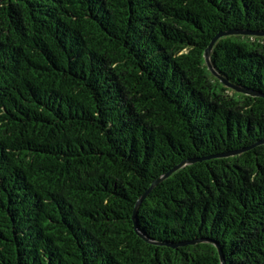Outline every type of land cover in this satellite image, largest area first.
<instances>
[{
	"label": "trees",
	"instance_id": "16d2710c",
	"mask_svg": "<svg viewBox=\"0 0 264 264\" xmlns=\"http://www.w3.org/2000/svg\"><path fill=\"white\" fill-rule=\"evenodd\" d=\"M233 30L264 0H0V264H264V96L205 59ZM211 60L264 94V35Z\"/></svg>",
	"mask_w": 264,
	"mask_h": 264
},
{
	"label": "water",
	"instance_id": "95a60500",
	"mask_svg": "<svg viewBox=\"0 0 264 264\" xmlns=\"http://www.w3.org/2000/svg\"><path fill=\"white\" fill-rule=\"evenodd\" d=\"M233 33H241V34H251V35H264L263 32H249V31H243V30H233V31H230V32H226V33H219L217 34L210 42L209 46L207 47L206 51H205V59H206V63L210 69V71L216 76L218 77L222 83H224L226 86L228 87H231L233 89H235L236 91H239V92H243V93H246V94H249V95H253V96H264L263 93L261 92H258V91H254V90H251V89H247V88H243V87H240V86H237L236 84L234 83H231L228 81L227 78H225L222 74H220L216 68L214 67L213 63H212V60H211V55H212V50L215 46V43L217 42V40L225 35V34H233ZM262 143H264V141H262ZM246 149H242V150H238V151H235V152H231L230 154H237V153H240L242 151H244ZM195 161H197V159H190V160H187L185 162H182L176 166H174L171 170H169L168 172H166L165 174H162L161 176L157 177L153 183L151 184V186L141 195V197L139 198V200L137 201V204H136V207H135V210H134V215H133V219L135 222H137V215H138V212H139V208L141 206V204L143 203V201L149 196V194L153 191V189L159 185L162 181H164L165 179H167L168 177H170L174 172H176L178 169L188 165V164H191V163H194ZM136 230L138 232V234L144 238L146 241L148 242H151V243H158L156 242L155 240L147 237L142 231L141 229L138 227L137 223H136ZM219 248V251L221 253V257H222V264L225 263V257H224V254L221 250L220 247Z\"/></svg>",
	"mask_w": 264,
	"mask_h": 264
}]
</instances>
